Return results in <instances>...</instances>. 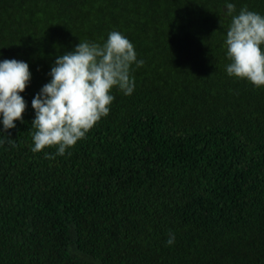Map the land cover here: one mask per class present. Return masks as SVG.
Masks as SVG:
<instances>
[{
  "label": "trees",
  "instance_id": "trees-1",
  "mask_svg": "<svg viewBox=\"0 0 264 264\" xmlns=\"http://www.w3.org/2000/svg\"><path fill=\"white\" fill-rule=\"evenodd\" d=\"M227 3L264 15V0H0V61L31 71L15 147L0 144V264H264V87L226 73ZM111 31L144 61L133 93L114 88L65 155L32 152L55 60Z\"/></svg>",
  "mask_w": 264,
  "mask_h": 264
},
{
  "label": "clouds",
  "instance_id": "clouds-1",
  "mask_svg": "<svg viewBox=\"0 0 264 264\" xmlns=\"http://www.w3.org/2000/svg\"><path fill=\"white\" fill-rule=\"evenodd\" d=\"M231 22L224 45L230 63L229 77L246 80L255 88L264 87V15L244 6L239 13L233 3L226 4ZM142 67L134 44L118 31H111L106 42H79L74 50L58 56L48 75L50 81L33 97L31 107L35 118L31 123L32 152L54 147L56 155L86 138L99 121L108 116L115 99L114 88L131 95L135 88L131 66ZM31 80L29 65L21 60L0 61V144L15 147L14 140L4 135L23 122L27 103L23 93ZM70 155V153H68ZM46 159L55 156L45 153ZM175 243V234L168 233L166 244Z\"/></svg>",
  "mask_w": 264,
  "mask_h": 264
}]
</instances>
